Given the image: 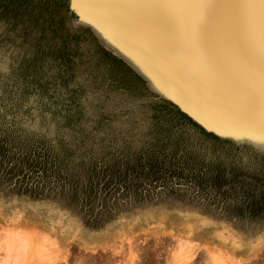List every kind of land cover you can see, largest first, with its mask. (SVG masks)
<instances>
[{
	"label": "rangeland",
	"instance_id": "1",
	"mask_svg": "<svg viewBox=\"0 0 264 264\" xmlns=\"http://www.w3.org/2000/svg\"><path fill=\"white\" fill-rule=\"evenodd\" d=\"M106 1L0 0V260L19 229L27 264H264V122Z\"/></svg>",
	"mask_w": 264,
	"mask_h": 264
},
{
	"label": "water",
	"instance_id": "2",
	"mask_svg": "<svg viewBox=\"0 0 264 264\" xmlns=\"http://www.w3.org/2000/svg\"><path fill=\"white\" fill-rule=\"evenodd\" d=\"M106 2L133 23L127 27L142 34L144 43L174 60L169 70L211 97L218 104L213 109L264 122V20L258 3L244 9L240 0H208L203 9H186L168 7L164 0Z\"/></svg>",
	"mask_w": 264,
	"mask_h": 264
},
{
	"label": "bare ground",
	"instance_id": "3",
	"mask_svg": "<svg viewBox=\"0 0 264 264\" xmlns=\"http://www.w3.org/2000/svg\"><path fill=\"white\" fill-rule=\"evenodd\" d=\"M29 234L27 230L8 231L6 233L3 246L5 255L0 260V264H27L31 259L30 252L32 249L36 251V254H39L41 243L34 244L33 237ZM208 257L211 264H224L217 254L210 253Z\"/></svg>",
	"mask_w": 264,
	"mask_h": 264
},
{
	"label": "snow or ice",
	"instance_id": "4",
	"mask_svg": "<svg viewBox=\"0 0 264 264\" xmlns=\"http://www.w3.org/2000/svg\"><path fill=\"white\" fill-rule=\"evenodd\" d=\"M166 6L171 8L203 9L208 5V0H164ZM261 6L260 16L264 20V0H240V6L251 9L256 4Z\"/></svg>",
	"mask_w": 264,
	"mask_h": 264
},
{
	"label": "crops",
	"instance_id": "5",
	"mask_svg": "<svg viewBox=\"0 0 264 264\" xmlns=\"http://www.w3.org/2000/svg\"><path fill=\"white\" fill-rule=\"evenodd\" d=\"M17 230H19V229H17ZM17 230H15V231H17ZM27 231H28V233H30L29 235L33 237V241H36V238H34L32 231H30V230H27ZM5 238H6V235H5ZM5 238H4V240H5Z\"/></svg>",
	"mask_w": 264,
	"mask_h": 264
},
{
	"label": "trees",
	"instance_id": "6",
	"mask_svg": "<svg viewBox=\"0 0 264 264\" xmlns=\"http://www.w3.org/2000/svg\"><path fill=\"white\" fill-rule=\"evenodd\" d=\"M259 187L261 188V194H264V186L260 185Z\"/></svg>",
	"mask_w": 264,
	"mask_h": 264
}]
</instances>
